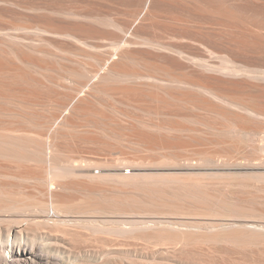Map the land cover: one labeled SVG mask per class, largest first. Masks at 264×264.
I'll return each instance as SVG.
<instances>
[{
  "label": "bare ground",
  "instance_id": "1",
  "mask_svg": "<svg viewBox=\"0 0 264 264\" xmlns=\"http://www.w3.org/2000/svg\"><path fill=\"white\" fill-rule=\"evenodd\" d=\"M191 1L188 0V2ZM194 2L199 3L198 10L216 17L219 16V18L222 16V19L234 20L236 25L239 23L236 14L233 12L235 14L233 15L232 11H228V9H225L227 11L224 12V8L218 4L219 2L216 3L217 1L195 0L192 3ZM149 7V3H147L142 16L138 17L141 21L148 13ZM139 13L138 15H140ZM244 24L245 28L247 24ZM110 25L117 30L111 33L113 52H110L107 58L104 55L91 56L95 62L92 67L78 63L72 67L56 70L52 64H40L33 61L19 48L7 46V54L0 52V117L20 116L30 119L20 111H15V108L27 109L32 104V89L40 86L32 69L47 81L48 86L45 85L47 88L57 89V92L64 98L62 103L56 104L55 112L47 121L43 123L39 119L36 120L47 125V138L45 139L40 138L43 133L37 132L35 137L28 135L22 130L25 129L24 127L21 129L12 121L6 122L0 127V167L5 169L4 174L18 172L17 175L21 180L30 181L36 185L31 191L25 188L14 189L12 183H0V264H134L125 258L110 256L112 249L109 242L112 240H131L132 242L140 239L144 240L147 245L164 248L165 252H170L172 249H188L190 246L196 248L195 245H198L197 251H200L199 249L203 245H208V247L215 245L216 247L218 243L242 247L263 245V225L232 221L211 227L203 225L202 221L198 222L190 218L179 221L176 223L177 225L174 223L176 226L173 223L165 224L162 221L146 225L136 219L128 221L123 214L126 213L124 212L126 203L133 204L135 202L142 209L161 213L174 210L179 214H186V216L195 215L197 218L198 216H213L222 220L228 216L241 219L253 217L252 213L257 214L254 208L239 205L240 202L238 201V203L237 199L231 195L228 201L223 199L224 197L222 198L218 191L216 194V182L228 181L230 186L246 187L250 184L245 179L250 178L257 183L254 185L255 188L264 191V157L254 158L251 155L238 157L218 148L207 152L194 151L192 155L162 154L159 161L153 154H135L124 158L130 163V171L125 173L126 165L121 162L107 160L104 165L101 163L104 172L100 170L95 172L97 165L94 162L82 159L83 157H81L82 160L80 157L78 160L74 157L61 155L57 140L71 136L73 132H82L84 138H97L96 134H101L102 138L108 139L127 134L140 141L136 143L153 147L152 143L141 138V135L166 133L167 136H170L173 132H186L187 138L194 140L195 136L192 132L198 130L209 135V140L212 141L231 139L230 148L234 144L250 145L248 142L259 140L260 145L258 143L251 147L264 151V135L261 136L253 130L248 131L242 126H238L236 118L241 120L244 116L235 115L237 113L234 114L227 106H240L254 113H258L257 109L244 100L220 96L219 91L216 90L219 89L216 88L218 84L213 83L216 80L221 83L220 80L224 79L206 73L213 71L224 76L238 75L243 78L245 84L247 82L250 85L252 83L258 86L261 84L260 82H264V70L231 64L232 59L226 60L229 64H214L201 56L190 59L172 45L145 38L139 43L146 45L151 50L173 52L177 55L171 57L175 59V62L180 59L189 60L196 66L195 68L190 64L191 70L201 73V76H205L207 79L203 83L202 79L197 81L184 74H173L165 68H147L136 60L135 50L130 46L131 43L137 41L130 37L125 38L121 33L124 31V24L118 20H110ZM239 26L241 27L242 24ZM21 27L23 28V26ZM244 28L242 29L246 31ZM249 29L250 27L247 31H250ZM56 31L71 40L78 41L82 38V34L71 26H60ZM258 38L260 46L264 45V35L258 36ZM57 49L64 50L60 47ZM146 53L148 54L149 51ZM94 71L96 73L92 75ZM150 77L165 79L167 80H164L165 82H169L168 86L173 85L172 88L196 85L200 91L207 93L206 96L210 97L211 95L213 98L219 99L222 105L211 103L213 99L209 100V97V101L195 99L193 95L190 96L184 91L182 94L185 97L175 96L172 93L175 89L171 91L167 85V88H158L155 87L157 84L153 86V84L148 85L144 82L146 84L144 88L132 86L137 80H146ZM170 83L171 85H169ZM13 85L17 92H14L13 95L6 93V90H10L9 87ZM181 87L178 89H183ZM189 87L188 89L191 90ZM183 90L186 91V89ZM111 92L120 94L119 103L125 107L133 106L141 109V105L146 103L144 111L150 114H160L169 108L168 105L175 106L177 104L190 105L192 109L203 110L205 114L184 117L185 122L198 125L199 128L196 129L178 120L166 124L151 120H138L127 109L118 110L113 107L115 114H120L125 120V123H123L124 121L119 123L110 119L109 115L106 117L102 114L106 107L104 102L101 104L102 108L98 109L101 114L80 108L82 103L93 102L92 98H96L97 94L113 98ZM182 94L179 93V95ZM226 104L227 106H225ZM10 105H13L14 109ZM62 107H65V111L61 116H57ZM112 118L114 119V117ZM216 119L222 122L220 123ZM79 120L83 121L82 125L78 123ZM28 125L30 124L28 123ZM42 127L44 129V126ZM149 166L170 171L168 173H141L139 171ZM199 176H202L201 179ZM71 180L80 181L83 185L80 188L84 191L83 197L77 201L69 198L63 199L59 193V190L68 188L67 183ZM233 181L237 182L233 183ZM104 184L112 185L110 197L108 191V194L104 193L105 187H97ZM127 187L131 188L132 192L129 193L126 190ZM72 214L75 216L72 217ZM109 214L114 215V218L99 219L101 216L108 217ZM67 235L76 236L85 242L92 240L93 244L103 248L98 250L81 248L80 252L76 254L69 244L70 239H65ZM193 247L191 248L194 249ZM147 257L150 258V264L156 262L153 250ZM172 262L174 259L168 256L164 257L162 264H171Z\"/></svg>",
  "mask_w": 264,
  "mask_h": 264
},
{
  "label": "rangeland",
  "instance_id": "2",
  "mask_svg": "<svg viewBox=\"0 0 264 264\" xmlns=\"http://www.w3.org/2000/svg\"><path fill=\"white\" fill-rule=\"evenodd\" d=\"M193 1L195 0H192L191 2H188V0H181V2L180 0H0V52L7 54V46L19 48L33 61L40 64H52L56 70L72 67V65L78 63L83 66L92 67L95 62L91 56L104 55L107 58L109 57L110 52H113V37L111 33L116 32L117 30L110 25V20H118L124 24V31L121 32L123 36H125V38L130 37L137 41L136 43H131L130 46L135 50L134 55L137 58L136 60H138L140 64L142 63L143 66H147V68H165L167 71L169 70L168 72L173 74H184L197 81L202 79L201 82L204 81L203 83H205L207 79L205 76L202 77L201 73L199 74L198 72L191 70L189 65H194L189 60L178 59L179 61L176 60L175 62V59H172L171 57H176L177 55L173 54V52L167 50H151L146 47V45L139 43L145 38L158 40V42L166 45H172L176 49L181 50L183 55L190 59L199 58L201 56V58H205L214 64L228 63L226 60L232 59L233 61L231 64L254 68L261 71L264 70V45L260 46L258 38V36L264 35V0H208L209 2H219L218 4H221L220 6L224 8V12L227 11L225 9H228V11L231 10L232 13L234 12L236 15L234 13L233 15L237 16L236 18L239 19V23H237L238 25L235 24L234 20H232L233 23L230 19H222V16L219 18V16L216 17L215 15H210L198 10L197 6L199 3H192ZM147 3H149L150 6L149 11L144 15V19L141 21L138 17L142 16ZM138 12H140V15H138ZM137 23L140 24L137 25ZM244 23L247 24L246 27H250V31H247L248 28H244ZM239 24H242L243 27H240ZM21 26H23V28ZM60 26H71L75 28L82 34V38L78 41L66 38L56 31ZM242 28L246 29L248 34ZM57 47L64 50L60 51ZM146 51H149V53L147 54ZM194 67L196 68V66ZM32 73L40 84V86H37L38 88L36 87L35 89H32V104L24 110L15 108V111H20L25 114V116H29L30 119H33L30 120L26 117L24 118L20 116L10 118L7 116H1L0 127L6 124V122L12 121V123H15L14 125L17 124L16 126H19L21 129L24 127L25 129L22 130L28 135L35 137L37 136V132L43 133L40 138L45 139L47 138V125L46 123H43L51 117V114L55 112L56 104L62 103L64 98H62L59 92H57V89H49L46 87L48 86V83L42 75L36 74L33 69ZM95 73L96 71H94L92 75ZM206 73L216 75L225 80H220L221 83H218L219 80L215 81L213 79L215 81L214 83L211 81L213 84H218V87L215 85L212 86L219 88L215 89L217 92L219 91L218 94L220 96H229L236 100H244V102L251 104L257 109L258 113H254L245 110L240 106L229 105V107L227 104L225 105L234 114L237 113L235 115H238L239 117L244 116L241 120L240 118H236L235 121L237 125L239 124L238 126H242L248 131L253 130V132H257L259 135L263 136L264 82H260L261 84H257L258 86L254 84V86L252 83L251 85L247 82L245 84L243 78L238 75L224 76L213 71H207ZM160 80L162 79L150 77L146 78V80H137L135 84L131 85L144 88L148 83V85L153 84V86L157 84L155 87L158 88H167V83L169 82H165L167 81L165 79V81ZM144 82H146V84ZM169 85H171V83ZM171 86L168 87L171 88V91L175 89L172 92L175 96L178 95V97H181L184 93H188L190 96L193 95L195 99L199 98L208 100L210 98L209 100L213 99L211 103L213 102V104L222 105L220 104L219 99L216 97L213 98L211 95L210 97L209 95L206 96L207 93L205 94V92L200 91V89H198L199 87L196 85H190V87L185 86V88L180 86L181 88L186 89L187 92L183 89H178L180 87L172 88ZM188 87L191 88V90L188 89ZM9 88L11 91L6 90V93L13 95L14 92H17L14 85ZM156 90L160 91L159 89ZM179 93L183 94L179 95ZM110 94L113 98L97 94L96 98H92L93 102L88 104L82 103L80 108H84V110H92L101 114V111L98 109L102 108L101 104L104 102L106 107L103 110L105 112L102 114L106 117L109 115L110 119L119 123H122L123 121V123H125V120L120 114H115L113 107L118 110L127 109L132 113V116L138 120H151L164 124L178 120L179 122L190 125L196 129H198L199 126L185 122L184 117H196L205 114L203 110L192 109L190 105L188 106L185 104H177L175 106L168 105L169 108L164 112L160 114H150L144 111L147 106L146 103L141 105V109L133 106L125 107L123 104L119 103L120 94L112 92ZM134 104L137 103L134 102ZM10 107L14 109L13 105H10ZM64 111L65 107H62L61 111L57 113V116H61ZM112 117H114L115 120ZM24 119L27 120L25 121ZM37 119L43 123L41 124L39 120L36 121ZM216 120L220 123L222 122L219 119ZM27 121L32 127L28 125ZM78 123L82 125L83 121L79 120ZM41 125L44 126V129ZM36 126L41 127L35 128ZM192 133L195 136L194 140L188 139L186 132H173L170 136H167L166 133H151L150 136H145L144 134L141 135V138L149 140L153 147H148L146 144H138L136 142L140 141L127 134L108 139L102 138L101 134H96L97 138H84L82 137V132H73L71 136L59 138L57 141L61 155L64 157H74L78 160L83 157L82 159L94 162L95 165H97L95 166V172H98L99 170L104 172V168L101 167L102 164L104 165V162L107 160H113L126 165L124 172L129 173L130 163L124 160V158L135 154H153L155 155V159H158L157 161H159L162 154L173 153L179 155H192L194 151L207 152L211 149L218 148L225 153L238 157L243 155H251L254 158L264 157L263 150H255L251 147L258 145V143L260 145L261 142L259 140L248 142L250 145L234 144L230 148L229 142L231 139L225 138L219 141H212L209 140V135L206 133H201L198 130H195ZM145 168L146 169L139 171H141V173H168V171H170L166 169H156L153 166ZM4 171L5 169L0 167V183H12L11 185L14 189L25 188L31 191L33 186H36L33 182L21 180L17 175L18 172L5 175ZM200 177L202 176H199V178ZM245 180H248L247 183H249L250 186H230L228 181H218L216 182V194L218 192L219 194L221 193V197H224L223 199H227L228 201L231 195V197L237 199V202H240H238L239 205L242 204L241 206L244 205L252 209L254 208L257 214L252 213L251 216L253 217L250 218L241 219L235 216H228L219 220L213 216H198V218L197 216L190 214L186 216V214H179L174 210L161 213L142 209L140 205L135 202H132L133 204H130V202L126 203L127 205L124 208V212L126 213H124L123 216L125 219H128V221L136 219L146 225L155 221H162L165 224L173 223V225H175L181 220H187L190 218L194 221H202L201 223H204L203 225H209L211 227H217L222 223H229L232 221L264 226V191L258 190L259 188L257 187L255 188L254 185L257 184L255 183V180L250 178ZM236 182L237 181H233V183ZM67 184V189L59 190L63 199L69 198L77 201L83 197L84 191L83 189H80L83 185L80 181L71 180L68 181ZM101 186L105 187L106 191L104 193H111V184L99 185L97 187L102 188ZM126 190L129 193L132 192L129 187H127ZM111 195L112 194H110L109 197ZM227 196L228 198H226ZM181 202L183 203L184 201ZM110 215L111 214H109L108 217L101 216L100 218H97L100 220H104V218L113 219L114 215ZM71 216L74 217L75 215L72 214ZM65 239H70V242H68L76 254L80 252L81 248L94 250L103 248L93 244L92 240L85 242L76 236L71 237L67 235ZM68 242L66 243L68 244ZM109 244L112 249H110V256L122 257L134 264H150V258L148 259L147 256L148 254L151 255L152 250L156 257V262H153L152 264H162L164 257L168 256L174 259V262L171 264H264V244H261V247H242L231 246L226 243H218L216 244V247L215 245L212 246L213 248L211 246L208 247V245H203L201 246L202 248L200 247V251H197L198 245H195L196 248L190 246V249H172L170 252H165V250H163L164 248H157L158 246L154 247L151 244V246L147 245L144 240L140 239L139 241L136 240L132 242L131 240H112ZM207 249L213 251H208ZM205 250H207V253L204 252Z\"/></svg>",
  "mask_w": 264,
  "mask_h": 264
}]
</instances>
